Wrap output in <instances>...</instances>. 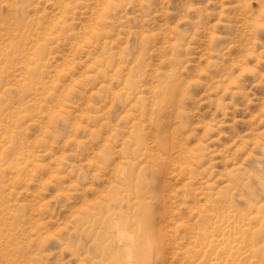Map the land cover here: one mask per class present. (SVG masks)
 Masks as SVG:
<instances>
[{"label":"rangeland","instance_id":"374dc122","mask_svg":"<svg viewBox=\"0 0 264 264\" xmlns=\"http://www.w3.org/2000/svg\"><path fill=\"white\" fill-rule=\"evenodd\" d=\"M0 264H264V0H0Z\"/></svg>","mask_w":264,"mask_h":264},{"label":"bare ground","instance_id":"6f19581e","mask_svg":"<svg viewBox=\"0 0 264 264\" xmlns=\"http://www.w3.org/2000/svg\"><path fill=\"white\" fill-rule=\"evenodd\" d=\"M174 86H176V84H174ZM178 88V87H177ZM174 93V92H173ZM173 95H171V97H172ZM169 136V135H168ZM170 137V136H169ZM172 140H174V139H172ZM172 142V141H171ZM171 145V144H170ZM172 146V145H171ZM7 152V151H6ZM122 234H123V232H122ZM154 234H156V236H155V240L156 241H159V237H158V232H154ZM160 236V235H159ZM147 237H149V236H147ZM159 243V242H158ZM161 247V246H160ZM145 258V257H144ZM147 259V258H146Z\"/></svg>","mask_w":264,"mask_h":264}]
</instances>
